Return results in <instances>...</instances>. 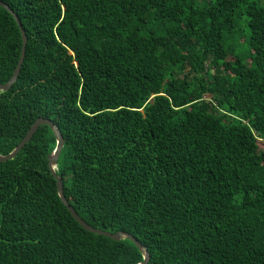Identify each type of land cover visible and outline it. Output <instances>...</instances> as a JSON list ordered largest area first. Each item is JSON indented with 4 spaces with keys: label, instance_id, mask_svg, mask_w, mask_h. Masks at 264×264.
<instances>
[{
    "label": "trees",
    "instance_id": "1",
    "mask_svg": "<svg viewBox=\"0 0 264 264\" xmlns=\"http://www.w3.org/2000/svg\"><path fill=\"white\" fill-rule=\"evenodd\" d=\"M27 43L0 156L34 122L79 218L147 264H264V0H0ZM20 28L0 7V85ZM40 126L0 162V264H141L62 204Z\"/></svg>",
    "mask_w": 264,
    "mask_h": 264
},
{
    "label": "water",
    "instance_id": "2",
    "mask_svg": "<svg viewBox=\"0 0 264 264\" xmlns=\"http://www.w3.org/2000/svg\"><path fill=\"white\" fill-rule=\"evenodd\" d=\"M0 7L4 8L8 13H10L13 16L14 20L16 21L17 25L20 28V32H21V36H22V49H21V54H20V58H19L17 67L14 70L13 75L10 78V80L6 84H4V85H0V92H7L12 87V85L16 82V79H17V77H18V75L20 73V69H21V66H22V63H23V60H24V56H25V47H26V43H27V38H26V35H25L24 31L22 30V28L20 26V23L18 21V18L12 12V10L6 4H4L1 1H0ZM40 126H48L50 128V130L53 132V134L56 137V139H57L56 149L53 152V154H51L48 157L49 169H50L51 173L53 174V176L56 179V188H57V191H58L59 198H60L62 204L69 211V213L72 216V218L84 230H86L87 232H91V233L96 234L98 236H103V237L109 238V239L114 240V241H119L122 238L123 239H128L138 249H140V250L143 251V253H144V259H143V261H142L141 264H147L148 261H149V253L147 252L146 249H144L142 247V245L134 237H132L131 235L122 234V233L109 234L107 232H102L100 230H96V229L91 228L89 225H87L84 221H82L79 218V216L76 214V212L72 209V207L65 200L64 195H63V188H62L61 179L60 178H57L55 176V172H54L57 159H58V157L60 155V152H61V150L63 148V145H64V139H63L62 135L60 134V131H59L58 127L53 122H51L50 120L43 119V118L37 119L34 122L33 126L30 128V130L27 132V134L25 135V137L19 143V145L14 149V151L12 153L8 154L7 156H0V162H6V161L11 160L14 157H16L17 154L22 150V148L26 144H28L30 142V140L32 139L34 133L38 130V128Z\"/></svg>",
    "mask_w": 264,
    "mask_h": 264
}]
</instances>
